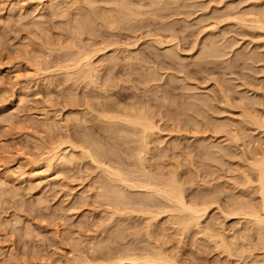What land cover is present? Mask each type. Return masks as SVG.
I'll return each mask as SVG.
<instances>
[{
    "label": "rangeland",
    "instance_id": "374dc122",
    "mask_svg": "<svg viewBox=\"0 0 264 264\" xmlns=\"http://www.w3.org/2000/svg\"><path fill=\"white\" fill-rule=\"evenodd\" d=\"M77 1L78 0H0V264H79L77 260L81 262L89 260V262H87L88 264H97V261L100 263L105 261L107 264L110 260L111 263L115 258L119 260V254L117 252L124 251L123 253H126L125 251H127V248L129 249L130 245L132 246L131 248L134 247L135 250L137 249L138 251H134L135 253L130 252L129 257L131 258L135 255L134 259L136 260L137 256V261L140 257H143L144 254L141 253L142 251L144 253L149 251L151 253L149 254L152 256L159 249L158 251H161V254H164L165 252L164 256L174 257V259L170 257V260H173V262L176 260L175 262L178 264H257L258 259L260 262L262 260L263 252H260V250L256 251L257 249L253 250L254 247L252 246L254 243L253 241L258 242L259 240V236H257L259 235L258 231L260 232L259 227L254 225L252 220L243 218V216L233 217L230 215V210L228 213V210L226 209L232 207L233 204L231 205V203L236 202L233 201L235 198L241 200V198L238 197H242L243 194L246 195H243L242 200L248 199V204L251 205L254 201L258 202L256 200L258 199V196H256L258 195V192H254V190L257 191V184H254L256 183V177L254 176L255 171L251 170L252 167L249 164L252 161H249V163L248 160H253L251 159V156L253 158L254 154L257 153L256 150L260 151L259 148L264 150V30H258V28L250 29L252 27L250 23L245 24L248 26L250 25V27H244V25L241 26L240 24H242L241 20L243 17L251 18L254 15L259 16V13L260 16L258 18L261 17L260 19H262L264 16V1L262 0L260 3L259 0H199V2L197 0L196 2L189 0L191 2L188 3V0H178L179 2L177 0H175L177 2H174L173 0L170 1V3L167 2L168 0H157L155 5L157 7L159 4L158 9L153 5L156 0H153L154 2L151 0L153 4L150 3V0H131L133 4L128 0L130 5H133V7L136 6L134 11H137L138 8L139 14L142 10L146 12V14H154L153 12L156 10V13L159 10L162 11V13L159 12L158 15L163 14L160 16L163 19H160L156 13L154 14L156 17L152 15L155 19L157 18V21L151 17V14H149L150 16L147 15L144 17V12L141 16H143L145 20H143L142 17L139 19L135 17L134 21L137 19L139 21L142 18L140 22L143 21V23H139L138 21H133L132 23L130 21L129 23L128 21L127 23L125 21L123 22L118 18L120 17V14L119 16L118 14L116 15L118 16L116 19L115 14L118 10L119 12L121 11V8H118L121 4L120 1L123 2V0H119V3L115 0L118 5L115 2H112L114 0ZM88 1L89 3L91 2V4H89ZM125 3H127V0ZM161 3H164V5ZM262 3L263 7L261 5ZM177 5L178 7H176ZM187 5L189 8H187ZM113 6L118 8H113ZM122 6L127 8L128 5L124 4ZM129 7L133 10V7ZM165 7L167 8L165 9ZM112 8L117 10L116 13L114 10L111 11ZM167 9L170 10L169 14ZM78 10L80 12L81 10L83 11L81 12L83 13L82 16L79 15L81 13ZM106 10H108L109 14L114 13L111 15L113 21L115 17V23H117V20H120V22L117 24L114 23L115 25L112 24L113 27L109 25L110 23L108 24L107 22L109 15L106 16L108 13ZM101 11H103V13ZM175 11L176 13H174ZM87 13L88 15H90V13L91 15L93 14L92 16H95L98 19L96 22L99 25H95L97 23L92 24V21H94L93 18L95 17H91V15L90 17L92 21L90 20V25V22L84 19L86 17L83 18ZM166 13L170 16L168 17L167 15V17H165ZM179 13L182 15L177 16L180 15ZM88 15L86 19H90V17L88 18ZM236 15L241 16H237L238 18H236ZM232 16H235L238 20L241 19V23H239L238 20H235V18L231 19ZM151 18H153V20ZM166 18H169V21L168 19L164 21ZM171 18L173 21H171ZM105 20L107 21L105 22ZM112 20H110V22H113ZM85 21L87 23L89 22L88 24L91 26L88 29V24L86 23L87 25H85V28L88 29H86L88 32L84 30L85 28H82L81 26L78 27V25H82L81 23H84ZM162 21H164V23H162ZM136 22L139 24H136ZM169 22H172V25H170ZM92 25L97 27L95 28ZM107 26H109V28ZM171 27H173V29ZM79 28L84 30L82 31V34L80 31L81 29L79 30ZM110 28L112 30H109ZM169 28H171V30ZM117 29H120L121 31H118ZM171 34H173L171 37H173L174 40L176 38L175 36L179 39L177 38L173 41L169 36ZM165 35L169 38L167 39ZM77 37H80L81 39ZM73 38L81 40L83 45H81L82 43L80 44L79 40L77 41L76 39L74 44L79 45L78 47L80 48L72 47L74 50L70 48L69 46L72 45L71 42H74ZM157 39L158 41L162 40L161 45H157V43L160 44V42H156ZM170 39L173 43H171L172 41ZM105 40L108 45L111 44V48L100 52L101 54L98 53L100 56L97 54V58H94L96 63L95 60H93L96 68H99L98 70H100L101 73H110L111 75L106 74V78H102V80L100 79V76L103 75L102 77H104L105 74L101 75L100 72L98 73L100 76L97 74L99 81H97L98 84L96 83V86H94L95 89H97L96 92L92 86L94 84H91L89 88L88 81H78L82 79L85 80L84 77H81L83 76L81 73H76L77 77H75L76 74L71 72H67L70 76L68 74L66 75V70H61V74L59 70V72L57 71L56 68L60 65L65 66V63H61L60 61L67 59L65 58V53L68 52L67 57L70 55L69 52H72L73 57H77L78 53H80L79 51H81H78L77 49H83L85 47L86 50L90 51V46H95L94 49L98 48V46L102 44L101 42L105 43ZM94 41L98 42L96 44L97 47L95 45L96 42ZM114 41H117V43ZM112 44H114V46ZM214 44L217 48L214 47ZM117 46L120 47L119 51V47ZM68 47L71 51L70 49H66ZM100 47V49H102L104 46L102 45ZM214 48L217 49L216 52ZM172 50L174 52H172ZM76 51L78 53H75L76 55L74 56L73 53ZM113 56L114 58L112 59L118 61L117 66L115 64L116 61L111 60L114 61V63L109 61ZM108 57L109 60H107ZM125 59L127 61H124ZM58 61L61 64H57L59 63ZM108 62L112 64H109ZM126 62L128 65L129 63L131 65L126 67ZM108 64L110 67L108 66L109 68L107 70ZM113 64L116 66V71ZM53 65L58 66L55 68ZM112 67L114 72L117 73H113ZM104 70H106V72ZM128 71L132 72L130 73ZM151 74H153V76ZM107 75L109 77L112 76L111 78L115 77L117 80L118 78H124L123 81L125 80V77H127L124 81L125 84H127L126 82L128 78L130 79V77H128L129 75L132 76L131 78L136 79V81L132 79L133 82L130 83L131 85H129V83L123 85L120 81V84H118L119 90L115 89L113 95H108V97H110L109 99L114 102L113 103L102 93L103 90L107 88L105 86H109L105 85V83L107 84V82L110 81L108 84H112L111 82L115 80H109ZM143 75L145 80L142 77ZM79 77L82 79H78ZM73 79L75 80V83L72 81ZM154 79L157 82L155 84L152 83L155 81ZM158 79L159 81H157ZM105 80L107 82H105ZM101 81H104L105 83L103 82V84ZM116 83L119 82L116 81ZM133 85H135V89ZM121 86L122 88H120ZM157 87H159V91L157 90ZM115 92H117L116 95ZM88 95H90L92 99L94 96L98 97L97 99L94 97L95 101L92 102L93 100L88 97ZM113 96L116 97L114 98ZM87 98L91 101L88 102ZM105 98H107V101H105L106 103H103V101L106 100ZM148 98H151V100ZM137 99H139V101H137ZM164 100L166 101L165 103H163ZM108 101L109 103H107ZM140 101H143L142 103L144 104L140 103ZM148 101L150 102L148 103ZM128 102H133L131 106L136 105L135 102H137L138 106L140 103V105L142 104L141 106H145V108H143L145 110H147L146 105L149 104V107L151 106L152 108H154V106L156 108L158 105V109L156 108L158 111L163 112L164 109L165 112L167 111L166 113L163 112L166 114L163 118L162 116H164V114L162 113L163 115H161V113L157 110L155 111L154 108L153 111L161 116H156L155 118V113L152 114L148 107L151 116L154 115L152 118L155 120H153L154 124L159 126V129L158 126H156L158 131H155V134L161 135V137L160 135H156L154 138H152L153 136L151 137L152 140L150 141L153 143L159 142L154 144V146L151 145V142L149 143V139L147 140L150 144L149 147L152 146L149 150L151 148L154 149H151L152 153L149 151V155L147 154L148 152L145 153L148 155L146 158L143 157L146 163H143V159L139 160L145 165L142 166L143 164H141L142 167L152 170L150 171L151 174H157L155 176L149 173V175L153 176L152 178L155 179H159V177L162 176L160 177L161 180H159L162 181L169 178L171 174L174 175L173 172L175 171V174L179 175L177 177L174 175L177 180L178 178H180L179 180L183 179L181 181L182 185L183 182L187 181V183L185 182L186 184L184 183L185 186L183 185V189H185L184 197L188 198L186 200L187 203L189 202V204H192L195 199V203L198 201V204L194 203L195 205L193 204V206L200 205V207H202V202L204 200L208 201L206 198L209 197H213L210 200H216L214 197H219L216 200L218 202L221 198V201L219 203L217 202L220 206L219 209L217 207L218 205H211L212 209H209L207 215L203 216L204 219H200V224H194L195 228L193 224L189 226L194 229L189 227L186 229L184 225L180 227L183 222L180 223L181 221H179V218L185 219L182 215H186V213L180 214L181 216L179 218V215H177L178 212L173 214L172 211H169L168 213L166 208L169 209L170 206L174 208L172 203L169 204V206L166 201L167 199H163L164 197L162 198V196L158 194L157 195L160 198L158 197L157 199V197H155L157 195H154V191L152 190L149 191L147 189L146 191L145 189L141 190L139 188L140 191H138V188H136L135 192V189L131 188V190H134V195L136 193L139 194L138 199L140 202L135 198L138 195H132L131 190H129L131 193L128 197L132 203L136 200V208L138 210L141 206V208H143L145 204H147L146 208L144 206L145 209L150 208V203L151 206L153 205V208L156 204L154 210H156V208L157 210L162 208V211L165 209L166 211L164 214L161 210V212L156 211L157 214L160 215L159 220L155 216L156 212L152 208L153 211L150 210L154 213H149V210L148 213L145 212V215L151 214L152 217L150 215L149 217L147 215L144 216L142 212H140L143 214H141L142 216L136 214L139 212H136L135 214L133 212L128 213L131 211H128L127 214H118V212L120 213L122 211L118 210L117 212L115 210L118 208L123 209L124 206L127 204L129 205V203H125L126 205L124 202L121 203L122 200H120V198L118 199L116 194L114 195L113 193V198L110 197L111 193L110 196L104 198V194L108 193L109 195V192L107 191L111 185L114 186L117 185V183L114 182L115 179H113V181L111 180L112 178L109 174V177L107 176V179H109L107 180L105 177L107 171L102 169L106 167H98L99 165H95V162H92L90 157L83 156L87 154L86 152H82L79 145H81V141H84L88 136L92 137L91 135H93L94 132L92 134L91 131H95V135L93 136L96 138L93 139L97 142L103 140L102 142L106 145V142L108 143L107 140L109 135L107 133L105 135L103 126H106V124L103 123H107V121L102 123L104 120H101V117L97 116L100 115V109H102L103 106L111 105L130 106ZM168 103H170V105ZM205 103H207V105H205ZM87 105H89L90 109L91 106L94 105V109L92 108L89 110ZM162 105L165 106V108ZM176 110L179 113H177ZM197 110L199 112H197ZM171 111H173V113ZM188 112L190 114L194 113L195 115H189ZM168 113H170V115ZM177 114L179 115L178 117L176 116ZM97 117H100L98 120L100 119L101 122L97 120ZM159 117L165 120L163 121V119L161 120ZM67 118L70 120L68 121ZM169 118L171 119L169 120ZM66 122L69 123L66 124ZM99 123H102V126ZM98 126L103 128L99 127L98 129ZM86 132L87 136H85ZM88 132L91 133V135ZM101 132H104V138L102 137ZM96 134H99V136ZM66 135L67 137H72L71 141L69 140L68 142H72L71 144L76 145V147L79 146L80 150H78L79 148L75 150L71 149V144H67L66 147H63L64 149H67V152L69 151L68 148L70 149L68 154L66 152V162L64 160L59 161L58 163H54L56 164V166H53L54 168L48 167L47 162L52 158V153L51 151L49 152V150L54 148L52 147L53 143L56 144V142L59 141L57 138L60 139L61 137L62 139L65 137L64 140H68L69 138L66 139ZM79 136L82 137V140ZM105 136H107L106 140ZM234 136H239L240 141L238 142L239 138L237 137V140ZM117 137L120 138L121 136L118 135ZM117 137H115L114 140H116ZM119 138L116 141L109 139V143L111 140L112 143L106 145L108 147L111 145H120L118 148L115 146L110 148L112 150L115 147L114 152H118V154L113 153V156L111 154L109 155L112 156L111 159H114V162H116L114 164L111 163L115 166L113 167L111 165V167L115 169L118 168L117 170H119L121 164L124 163V158L126 159L125 162L128 161V164H131V168L133 169L127 164V167L124 166L126 167V170H124V164H122L121 169H123L120 171H125V173H127V171L130 173L131 170L136 171L134 169V166H137L136 164H138L137 167L139 171L143 170L144 168H141L140 170L139 161V163H134L135 160H138L134 159V154L139 151V148L137 151L135 150L138 146H136V143H133V141H135L133 140L134 137L124 136V139L121 137V140H119ZM127 138L130 141H128ZM153 139L156 142H154ZM117 141L119 142L116 143ZM125 141L129 143V145L127 144L128 146L124 145V143H126ZM102 142H100V144ZM130 142L131 144H134V146L131 145ZM55 144L54 146H56ZM58 144L59 143H57V145ZM202 145L203 147H201ZM220 146H222L223 149ZM229 146L231 148H229L230 151L228 149L226 150ZM108 147L107 149H109ZM119 147L121 149H119ZM124 147L128 148L126 149ZM55 148H57V146ZM116 148L117 150H122V153L117 151ZM214 149L217 150L215 151ZM127 150L134 155L132 156L133 161H130L132 159V154L127 153ZM133 150L136 152L134 153ZM218 150H222L223 152L219 151L221 152L219 153ZM48 152L51 155H49ZM111 152H113V150ZM150 153L153 155H150ZM145 154L144 156H147ZM224 154L227 156H224ZM118 155L120 156L118 157ZM208 155L212 156V161L211 157ZM115 157H118L119 159ZM120 157L122 159H120ZM151 157L153 159H151ZM192 157L195 158L193 159ZM116 159L120 160V162ZM209 159L211 164H208L210 163V161H208ZM179 162L180 164L182 163L180 169L177 166L179 165ZM188 162H191L190 164L192 165ZM118 163L119 165L117 166ZM249 166L251 167L250 169ZM195 167L198 169L197 171L194 169ZM148 170L147 172H149ZM247 170L249 174L251 170L254 175H249L247 172H244ZM103 171L106 174L103 173ZM170 171L173 172L168 174ZM197 172L201 173L197 176ZM133 173L138 177H142V174L139 175L141 172ZM243 173H245L246 176L252 177L253 180L255 179L253 185H249L247 182L245 183L247 179L243 176ZM130 174L132 177V173ZM130 174L125 175L129 176ZM135 174L133 175L136 176ZM158 174L159 177H157ZM165 174L168 175L164 176ZM102 176L107 182H110V184L104 183L106 180L98 183L99 181L104 180ZM151 176L149 177L151 178ZM189 177L193 181H191ZM195 177L198 178V181L201 179L200 183ZM204 178L205 181L203 180ZM137 179L141 180V178ZM244 179L246 180L243 181ZM202 180L206 183H202ZM111 181L113 183H111ZM190 182H192V184L193 182L196 183H194L192 187ZM238 182H241L243 187L240 183L238 184ZM100 184L102 185V188ZM122 184L123 183L120 184L119 182L118 186H114V188L117 187V189H121V187L123 188L127 186L125 183V185ZM243 184H245V187ZM107 185H109V188ZM103 188H107V191L103 190ZM127 188L121 190L127 192ZM244 188H249V190H245ZM250 189L253 194L256 193L254 196H252L253 194L250 192ZM129 191L127 193L128 195ZM102 192L107 193L102 194ZM250 194H252V197ZM144 196L149 198L146 199V197L145 200H143ZM153 196L155 197L154 202ZM109 197L110 199L112 198V201H109ZM131 197L135 199H132ZM254 197L257 198L255 199ZM125 198L122 199L126 200ZM115 201L120 202L121 206L122 204L123 206L121 207L120 203H117L119 207H115L114 204H111L112 209L115 207V209L112 210L109 208V204L113 202L116 205ZM244 202H246V200ZM255 203H253V206ZM131 204L129 206L132 208L136 205L133 203V207ZM158 205L159 207H157ZM164 205H167V207L164 208ZM255 205L257 206L258 203ZM172 207H170L169 210H171ZM220 208L221 211H219ZM114 211L117 212V215L114 214ZM112 214L114 215L112 216ZM152 214H154L155 217ZM227 214L229 215L227 216ZM175 215L177 217L176 219H174ZM150 218H152V220L156 219L155 223H151L152 225L149 223L152 221ZM123 219L126 220V222ZM147 221L150 224V229L153 228L152 231L149 229V231L145 233H148L153 239L152 237V240L149 239L152 242L147 243L150 247L148 246L146 250L143 249L147 246L143 240L144 238L147 239L148 234L146 236H142L141 234L145 235V233L142 232H144L146 228L145 226L148 228V224L145 225ZM126 225L128 227H126ZM142 227L145 228L143 229ZM147 228L146 230H148ZM183 228L187 231L183 230ZM157 229H160L161 231L157 232ZM153 230L155 236L152 235ZM216 230H221L226 234L225 236L221 232L226 238L224 239L226 241L225 245H228V248L226 249L232 251L233 248L234 251V245L236 243V246H238L237 248L242 245V248L245 249V251L243 249L241 250L245 253L237 248L232 254L230 251V253L226 252L227 250H224L225 245L223 246L224 249L221 248L223 245V243H221L222 240L218 239V235L215 236V233H217ZM137 232L141 234L139 235ZM135 234L136 237L137 235L142 237L139 239L135 238V240H137V245L132 237L133 235L135 236ZM130 237L132 239H129ZM124 239L130 243L129 247L126 245L127 242H125ZM140 239H142L141 242H139ZM146 239L145 241H147ZM117 241L120 243H117ZM97 242L99 243V246L104 242L103 244L107 247L109 246L112 250L109 252V249L104 245H102V248L99 247L100 249L97 248L99 251L96 250V247H98V245H96ZM105 242L107 243L105 244ZM133 242H135V244ZM139 243H141V247H139ZM122 244H124L123 246H126L122 247ZM247 244L249 245L247 246ZM135 245L137 247H135ZM251 246L253 249H251ZM254 246H256L255 243ZM248 247H251L250 249L253 250V252L249 251L250 249ZM149 248L155 249V251ZM246 248L249 250L247 251ZM130 250L131 249H129V251ZM157 252L156 254H159V252ZM119 253L120 255L123 254L122 252ZM106 254L107 256H105ZM108 254H110L109 258ZM112 254H118V256L115 257V255ZM138 255L140 256L138 257ZM144 256L146 258V254ZM147 256L149 255L147 254ZM80 257H83L81 258L82 260ZM145 258L143 257L141 260L144 261ZM114 261L112 263H114ZM81 262L80 264H85V262ZM128 262L129 261L127 260L126 262H123V264H135L133 262L130 263L131 261Z\"/></svg>",
    "mask_w": 264,
    "mask_h": 264
},
{
    "label": "bare ground",
    "instance_id": "6f19581e",
    "mask_svg": "<svg viewBox=\"0 0 264 264\" xmlns=\"http://www.w3.org/2000/svg\"><path fill=\"white\" fill-rule=\"evenodd\" d=\"M79 1H80V0H78L77 2H79ZM94 1H96V0H94ZM106 1H107V0H106ZM108 1H109V0H108ZM116 1H117V3H119V0H116ZM116 1L114 0V1H112V2H115V3H116ZM125 1H126V0H123V2H122V1H120V2H121V4L124 3V4L128 5L127 8H126L125 6H122V5H124V4H122V5L120 4L121 6L119 5V8H118V7H115V6H117L118 4L116 3L117 5H115V3H113V4L115 5V6H113V8H114V7H115V8H118V9L121 8V11L119 12V10H118L119 13H118V12L116 13L117 10H116V9L114 10L113 8L111 9V11H112V10L115 11V13H116V14H115L116 19H117V17H118L119 14H120V17H118V18H119L120 20H122L123 22L125 21L126 23H127V21H128V23H129V21L132 23V22L134 21L135 17H137V18L139 19L140 17L143 18V16H144V17L147 16V15L150 16L149 14H151V17H153L154 14H155L156 11H157V10L154 8V9L156 10V11L153 12L154 14H152V13H147V14H146V12H144L143 10L140 11V14H139V10H138V8H137V11L135 10V11H136V12H135L134 9H136V8H135L136 6L133 7V5H130V2L133 4V2H132L131 0H129L130 2L127 0V3L129 2L128 4L125 3ZM134 1H135V0H134ZM143 1H145V0H143ZM150 1H151V0H150ZM152 1H153V0H152ZM152 1H151L150 3H152ZM163 1H167V0H163ZM170 1H173V0H168L167 2H170ZM177 1H178V0H177ZM177 1L174 0V2H177ZM186 1H187V0H186ZM188 1H189V0H188ZM197 1L199 2V0H197ZM261 1H262V0H259L260 3H261ZM263 1H264V0H263ZM103 2H105V1H103ZM110 2H111V1H110ZM153 2H154V1H153ZM156 2H157V0L154 2V4H153V3H152V4L155 5ZM178 2H179V1H178ZM190 2H191V1H189L188 3H190ZM193 2H196V0H195V1L193 0ZM257 2H258V1H257ZM88 3H89V1H88ZM94 3H96V2H94ZM94 3H93V4H94ZM141 3H142V1H141ZM158 3H159V2H158ZM158 3H157V4H158ZM170 3H171V2H170ZM182 3H184V2H182ZM186 3H187V2H186ZM252 3H253V2H252ZM260 3H259V4H260ZM263 3H264V2H263ZM263 3L261 4L262 7H263ZM89 4H91V2H90ZM143 4H144V3H143ZM161 4L164 5V3H161ZM161 4H160V5H161ZM176 4H178V3H176ZM194 4H195V3H194ZM134 5H137V4H134ZM144 5H145V4H144ZM158 5H159V4H158ZM158 5H157V7H156V5H155V7L158 8ZM165 5H166V4H165ZM252 5H253V4H252ZM254 5H255V2H254ZM129 6L133 7V10H131L132 8L130 9ZM146 6H148V5H146ZM149 6H150V5H149ZM161 6H162V5H161ZM161 6H160V8L162 9ZM190 6H191V5H190ZM257 6H258V5H257ZM257 6H256V7H257ZM150 7H151V6H150ZM163 7H164V6H163ZM167 7H168V6H167ZM167 7H165V9H166ZM169 7H170V6H169ZM176 7H178V5H177ZM253 7H254V6H253ZM259 7H260V6H259ZM122 8H123V9H122ZM170 8H171V7H170ZM187 8H189L188 5H187ZM196 8H197V7H196ZM200 8H201V7H200ZM200 8H199V9H200ZM141 9H142V8H141ZM141 9H140V10H141ZM151 9H152V7H151ZM158 9H159V8H158ZM165 9H163V10H165ZM171 9L174 10L173 8H171ZM176 9H178V8H176ZM194 9H195V8H194ZM246 9H247V8H246ZM82 10H83V9H82ZM82 10H81V12L84 11V10H83V11H82ZM108 10H109V9H108ZM108 10H106V11L108 12ZM178 10H179V9H178ZM261 10H262V9H261ZM78 11H79V10H78ZM106 11H105V12H106ZM150 11H152V10H150ZM167 11H168V14H169V11H170V10L167 9ZM167 11H166V12H167ZM259 11H260V10H259ZM79 12H80V11H79ZM79 12H78V14H79ZM81 12H80V13H81ZM101 12L103 13V11H101ZM105 12H104V13H105ZM143 12H144L146 15H145V14L143 15V14H142ZM148 12H149V10H148ZM159 12L162 13V11L159 10L156 14L158 15ZM164 12H165V11H164ZM164 12H163V13H164ZM181 12H183V11H181ZM185 12H186V11H185ZM234 12H235V11H234ZM234 12H233V14H234ZM240 12H242V11H240ZM240 12H239V13H240ZM257 12H258V11H257ZM84 13H85V12H84ZM102 13H101V14H102ZM110 13H111V12H110ZM174 13H176V11H175ZM177 13H178V12H177ZM191 13H192V12H191ZM196 13H197V12H196ZM235 13H236V12H235ZM255 13H256V12H255ZM82 14H83V13H81V14H79V15L82 16ZM105 14H106V13H105ZM111 14H114V13H111ZM111 14H109V12L107 13L106 16L109 15V18H107L108 21L105 20V22L107 21L108 24L110 23L109 25H111V26L113 27L112 24H114L116 20H115V17H114V21L112 20L113 18H112V15H111ZM117 14H118V16H116ZM168 14L166 13V16H165V17H167ZM179 14H180V13H179ZM229 14H230V13H229ZM233 14H232V15H233ZM87 15H88V13H87ZM87 15H86V16L84 15L83 18H84V17L87 18ZM90 15H91V13H90ZM90 15H88V18L90 17ZM92 15H93V14H92ZM92 15H91V17H95V16H92ZM102 15H103V14H102ZM102 15H101V16H102ZM141 15H143V16H141ZM152 15H153V16H152ZM162 15H163V14H162ZM162 15H161V14L158 15V17H159L160 19H163V18L160 17V16H162ZM171 15H172V14H171ZM176 15H177V14H176ZM181 15H182V14L177 15V16H181ZM246 15H247V13H246ZM251 15H252V14H251ZM253 15H254V14H253ZM103 16L106 17L105 15H103ZM103 16H102V17H103ZM169 16H170V15H168V17H169ZM173 16L176 17L175 15H173ZM192 16H193V15H192ZM227 16H228V15H227ZM237 16L240 17L241 15H236V18H238ZM243 16H244V15H243ZM259 16H260V13H259ZM259 16H258V15H257V16L254 15V16H252L251 18H244V17H243L242 20L240 19V20L242 21V24H240V25H241V26L244 25V27H245V26H248V25H245V24H247V23L249 24V23H250V25L252 26L250 29H254V28L257 29V28H258V30H264V18H263L264 16L262 15V16H263L262 19H260L261 17L258 18ZM91 17H90V19H86V18H84L86 21L88 20V21L90 22V23L88 22L90 25H91V21H92ZM154 17H156V16H154ZM154 17H153V18H154ZM174 17H173V18H174ZM245 17H246V16H245ZM95 18H96V17H95ZM95 18H93L94 21H92V24L97 23L96 21H97L98 19L96 18V20H95ZM98 18H99V17H98ZM110 18H111V19H110ZM137 18H136V19H137ZM142 18H141L140 20H142ZM153 18H151V19L153 20ZM233 18H235V16H234V17L232 16L231 19H233ZM236 18H235V20H238V19H236ZM138 19L135 20V21H138ZM147 19H148V18H147ZM156 19H157V18H156ZM156 19L154 18V20H156ZM167 19H168V21H169V18H166L164 21H166ZM231 19H230V20H231ZM90 20H91V21H90ZM110 20H112L113 22H110ZM120 20H119V21L117 20V23H119ZM131 20H132V21H131ZM140 20H139L138 22H139V23H141V22L143 23V21L140 22ZM143 20H145V18H143ZM235 20H234V21H235ZM240 20H238L239 23H241ZM86 21L84 22L85 24L79 22V23H81L82 25H78V27L81 26L82 28H85V25L88 24ZM135 21H134V22H135ZM156 21H157V20H156ZM164 21H162V23H164ZM168 21H167V22H168ZM171 21H173L172 18H171ZM93 22H94V23H93ZM79 23H78V24H79ZM86 23H87V24H86ZM117 23H115V24H117ZM139 23L136 22V24H139ZM169 23H170V22H169ZM171 23H172V22H171ZM171 23H170V25H172ZM89 24H88V26H87L88 29L91 27V26H89ZM115 24H114V25H115ZM120 24H121V23H120ZM133 24H135V23H133ZM165 24H166V22H165ZM165 24H164V25H165ZM174 24H176V23H174ZM95 25H99V24L97 23V24H95ZM95 25H92V26L96 28L97 26H95ZM250 25H249L248 27H250ZM116 26H118V25H116ZM93 27H92V28H93ZM107 27L109 28V26H107ZM112 27H111V28H112ZM119 27H120V25H119ZM121 27H122V25H121ZM146 27H147V26H146ZM146 27H145V28H146ZM95 28H93V29H95ZM111 28H110L109 30H112V29H113V28H112V29H111ZM115 28H118V27H115ZM142 28H143V26H142ZM171 28L173 29V27H171ZM171 28H169V29L171 30ZM214 28H215V26H214ZM80 29H81V28H79V30H80ZM86 29H87V28H85L84 30H85L86 32H88V31H87L88 29H87V30H86ZM84 30H83V29L80 30V31H81V34H82V31H84ZM113 30H114V29H113ZM115 30H116V29H115ZM117 30H118V29H117ZM91 31H92V30H91ZM118 31H121V30L119 29ZM118 31H117V32H118ZM172 31H173V30H172ZM84 34H86V33H84ZM84 34H83V35H84ZM168 34H169V33H168ZM79 35H80V33H79ZM174 35H175V34H174ZM74 36H76V35H74ZM74 36H73V37H74ZM165 36H166V35H165ZM165 36H164V37H165ZM169 36H170V38L173 39V37H171V36H173V34H171V35H169ZM178 36H179V35H178ZM80 37H81V35H80ZM80 37H77V38L81 39ZM159 37H160V36H159ZM161 37H162V36H161ZM166 37H167V36H166ZM175 37H176V38H175V40H176L178 37H177V36H175ZM77 38H76V39H77ZM168 38H169V37H167V39H168ZM76 39L73 38V41H74V42H73V43L71 42L72 45L76 42ZM79 39H77V41H78ZM163 39H164V38H163ZM167 39H166V40H167ZM178 39H179V38H178ZM101 40H102V39H101ZM159 40H160V39H159ZM170 40H171V39H170ZM175 40L173 39V41H175ZM102 41H104V40H102ZM161 41H162V40L158 41V39H157L156 42H160V44L157 43V45H161ZM171 41H172V40H171ZM173 41H172L171 43H173ZM94 42H96V41H94ZM109 42H110V41H109ZM114 42L117 43V41H114ZM79 43H80V44L82 43L81 45H83V42H81V40H79ZM79 43H78V44H79ZM91 43H92V42H91ZM97 43H98V42H96L95 45H96ZM99 43H100V42H99ZM101 43H102V44H101ZM101 43H100L101 45H99L98 48H95V49H94L95 46H94V47L90 46L91 49L93 48L92 50L90 49V51H89V50H86L85 47H84L83 49H77V48H76L78 51L81 50V51H79L80 53H78L77 51L73 53L74 56L76 55L75 53H78L77 57H76V56L73 57L72 52H69L70 55H69V57H67V56H68V54H67L68 52H67V53L64 54V55H65V58H67V59H63V58H62L63 60H60L61 63H62V62L65 63V66L60 65L61 67L59 66V67H58L59 69L56 68L58 65H57V66L53 65V66H55V68L57 69V71H58V70L60 71V74H61V70H66V75H67L69 72H71V73H73V74L81 73V74L83 75V76H81V77H84L85 80H83L81 77H79L78 79L81 78L82 80H78V79H77V80H78V81H84V82L88 81V84H89L88 87L90 88L91 84H94V85H92V86H93V88L95 89L94 86H96L97 81H99L97 74H98L99 72H100L101 75H102V74H105L104 77H102L103 75L100 76V75L98 74V75L101 77L100 79H102V78H106L105 76H106V74H108V73H101V71L98 70L99 68L97 69L96 66H95L96 60H95L94 58H97V56L99 55L98 53H100V52H102V51H105V50H107L108 48H109V49L111 48V46H110L111 44L108 45V44L106 43V40H105V43H104V42H101ZM112 43H113V42H112ZM116 43H115V45H116ZM154 43H155V42H154ZM154 43H153V44H154ZM162 43H163V42H162ZM71 44H69V45H71ZM76 44H77V43H76ZM88 44H89V43H88ZM129 44H130V43H129ZM155 44H156V43H155ZM155 44H154V45H155ZM169 44H170V43H169ZM69 45H68V46H69ZM72 45L69 46V47H70V48H72V47L75 48V47H78V46H79V45H75V44H74L73 46H72ZM93 45H94V43H93ZM102 45H103L104 47H103L102 49H100V48H101L100 46H102ZM112 45L114 46V44H112ZM131 45H132V44H131ZM163 45H164V43H163ZM214 45H215V44H214ZM214 45H213V46H214ZM113 46H112V47H113ZM123 46H125V45H123ZM126 46H127V45H126ZM136 46H137V44H136ZM213 46H212V48H213ZM69 47L66 48V49H70ZM96 47H97V45H96ZM117 47H119V46H117ZM214 47L217 48L216 45H215ZM73 48H72V49H73ZM78 48H80V47H78ZM81 48H82V47H81ZM121 48H122V46H121ZM124 48H125V47H124ZM127 48H128V47H127ZM127 48H126V49H127ZM215 48H214V49H215ZM64 49H65V47H64ZM76 49H75V50H76ZM87 49H88V48H87ZM117 49H118V48H117ZM117 49H116V50H117ZM171 49H172V48H171ZM73 50H74V49H73ZM114 50H115V49H114ZM119 50H120V47H119L118 51H119ZM173 50H174V49H173ZM173 50H172V52L175 51V50H174V51H173ZM211 50H213V49H211ZM70 51H71V49H70ZM216 51H217V49H215V52H216ZM114 52H115V51H114ZM137 52H138V51H137ZM66 54H67V55H66ZM97 54H98V55H97ZM100 54H101V53H100ZM213 54H217V53H213ZM213 54H212V55H213ZM64 55H62V56H64ZM71 55H72V56H71ZM96 55H97V56H96ZM103 55H105V54H103ZM172 55H173V54H172ZM99 56H100V55H99ZM108 56H109V55H108ZM114 56L117 57L116 55H114ZM114 56L111 57L110 60H109V57H108L107 60H109L110 62L114 63V61H116V60L112 59V58H114ZM173 56H175V55H173ZM173 56H171V57H173ZM101 57H102V55H101ZM99 58H100V57H99ZM103 58H104V56H103ZM106 58H107V56H106ZM129 58H130V57H129ZM131 58H132V57H131ZM133 58H134V57H133ZM136 58H137V57H136ZM93 59L95 60V63H94V60H93ZM139 59H140V58H139ZM141 59H142V58H141ZM64 60H65V61H64ZM98 60H99V59H98ZM111 60H114V61H111ZM131 60H132V59H131ZM133 60H135V59H133ZM124 61H127V60L125 59ZM58 62H59V61H58ZM106 62H107V61H106ZM129 62H130V61H129ZM61 63L59 62V63H57V64H61ZM108 63H109V62H108ZM112 63H109V64H112ZM117 63H118V61L115 62L116 66H117ZM124 63H125V62H124ZM109 64L107 65V70H108V68L110 67ZM126 64H127L126 67H129V65H131L130 63H129V65H128L127 62H126ZM198 64H199V63H198ZM96 65H97V64H96ZM124 65H125V64H124ZM108 66H109V67H108ZM113 66H114V64H113ZM116 66H114V69L116 68ZM118 66H119V65H118ZM132 66H133V65H132ZM124 68H125V67H124ZM112 69H113V67H112ZM112 69H111V70H112ZM114 69H113V73H117V72H114ZM126 69H127V68H126ZM41 70H42V69H41ZM97 70H98V71H97ZM59 71H58V72H59ZM104 71L106 72V70H104ZM115 71H116V69H115ZM63 72H64V71H63ZM67 72H68V73H67ZM108 72H111V71H108ZM128 72L131 73L132 71H128ZM134 72H135V71H134ZM56 73H57V72H56ZM148 73H149V72H148ZM58 74H59V73H58ZM77 74L75 75V77H77ZM109 74H110V73H109ZM109 74H108V75H109ZM132 74H134V73H132ZM68 75H69V74H68ZM108 75H107V78L109 77ZM110 75H111V74H110ZM112 75H113V74H112ZM130 75H131V74H130ZM130 75L128 76V77H130V79L128 78V80H127V82H126L127 84L129 83V85H131L130 83L133 82V80L136 81V79L131 78L132 76H130ZM141 75H142V74H141ZM144 75H145V74H144ZM144 75L142 76L143 79H144ZM151 75L153 76V74H151ZM69 76H70V75H69ZM79 76H80V75H79ZM126 76H127V75H126ZM111 77H112V76H111ZM111 77H109V80H110V79H113V80L115 79L114 81L111 82L112 84L114 83L113 85H112V84H108V83H110V81H109L108 79H107V80H108L109 82H107V81L105 80V82H107V84H106L104 81H101L102 83L104 82L105 85H109V86H110V87H109V86H105V87H107V88L104 89L103 92H102L103 95H104V96H107V97H108L109 94H112V95H113V94H114L113 92L115 91V89H118V88H119V85H118V84H120V81H121V83L124 85V84H125L124 81L127 79V77H125V80L123 81L124 78H123V79H120V78H118V76H117V78H118V80H117L114 76H113L114 78H111ZM140 77H141V76H140ZM142 77H141V79H142ZM145 78H146V77H145ZM147 78H148V77H147ZM132 79H133V80H132ZM75 80H76V78H75ZM75 80L73 79L72 81L75 83ZM102 80H103V79H102ZM144 80H145V79H144ZM154 80H155V79H154ZM154 80H153V81H154ZM116 81H118L119 83H116ZM157 81H159V79H158ZM76 82H77V81H76ZM123 82H124V83H123ZM104 83H103V84H104ZM146 83H147V82H146ZM152 83L155 84V83H157V82H156V80H155V81L152 82ZM152 83H151V84H152ZM88 84H87V85H88ZM97 84H98V83H97ZM122 84H121V85H122ZM127 84H125V85H127ZM134 86H135V85H133V87H134ZM108 87H109V88H108ZM159 87H160V86H159ZM159 87H157V90H158V91H159ZM96 88H98V87H96ZM120 88H122V86H121ZM125 89H126V88H125ZM134 89H135V87H134ZM146 89H147V88H146ZM160 89H161V88H160ZM96 90H97V89H95V92H96ZM118 90H119V89H118ZM148 90H149V88H148ZM116 91H117V90H116ZM125 91H126V90H125ZM93 92H94V91H93ZM97 92H99V91H97ZM111 92H112V93H111ZM149 92H150V91H149ZM116 93H117V92H115V95H116ZM118 93H119V91H118ZM97 94H98V93H97ZM97 94H94V95H97ZM94 95H92V96H94ZM98 95H99V94H98ZM109 96H110V95H109ZM135 96H136V95H135ZM162 96H163V95H162ZM162 96H161V97H162ZM88 97H90V95H88ZM94 97H95V96H94ZM94 97H93V99H92V97H90V98L93 100L92 102L95 101V100H94ZM97 97H98V96H96L95 99H97ZM113 97H114V96H113ZM113 97H112V99H113ZM115 97H116V96H115ZM115 97H114V98H115ZM163 97H164V96H163ZM102 98H104V97H102ZM109 98H110V97H108V100H109L110 102H113V101H111ZM159 98H160V97H159ZM172 98H173V97H172ZM87 99H88V102L91 101V100H89V98H87ZM105 99H106V100H104L103 103H106L105 101H107V98H105ZM116 99H117V98H116ZM146 99H147V98H146ZM148 99L151 100V98H148ZM155 99H156V98H155ZM161 99H162V98H161ZM209 99H210V98H209ZM72 100H73V99H72ZM113 100H114V99H113ZM135 100H136V99H135ZM171 100H172V99H171ZM73 101H74V100H73ZM109 101H108L107 103H109ZM115 101H117V100H115ZM137 101H139V99H137ZM146 101H147V100H146ZM146 101H145V102H146ZM118 102H119V101H118ZM122 102H123V101H122ZM125 102H126V101H125ZM125 102H124V103H125ZM142 102H143V101H142ZM142 102L140 101V103H142ZM149 102H150V101H148V103H149ZM162 102H163V101H162ZM165 102H166V101L164 100L163 103H165ZM170 102H172V101H170ZM113 103H114V102H113ZM128 103H129V102H128ZM135 103H136V105H132V106H131V104H133V102H131V103H129L130 106L126 104L127 106L122 105L123 107H122V106H113V105H111V106H103L102 109H100V111H101V112L99 113L100 115H97V116H100V117H101V120H102V119L104 120V121H102V123H103V122H106V121H107V123H103V124H106V126H105V125L103 126L104 128L101 127V126H102V123H99V124H101V126H98V129H99V127H100V128H103L104 131H105V135H106V133L109 135V136H108V140H107L108 143H109V139H113V141L118 140V138H119V137H117L118 135H120L122 138H123L124 136H125V137L131 136L132 138L134 137L133 140H135V141H133V140H132V141H133V143H136V144H137L136 146H138L135 150L137 151L138 148H139V151H138L136 154H134L136 157L132 154V152H131V153L128 152L129 150H127V153L132 154V155H131V158H132V156H134V159H138L137 161L135 160L134 163H136V162L139 163V162H140V163H139V164H140V165H139V166H140V170H141V168H144V169L141 170V171H139V170H138V167H137L138 164H136L137 166L135 167V166H134V163H133L134 169H135L136 171H134V170H131V171H130V173H132V177H131V174H130L128 171H127V173H125V171H124V172L120 171V170L123 169V168L121 169L122 164H124V165H123V167H124V166H126V165L129 163L128 161H126V162H127V163H126V162H125L126 159H124V158H123L124 163L121 164V166L119 167V168H120L119 170H117L118 168H116V169L113 168V167H115V166H113L112 164H114V163H116V162H114V159H111L112 156H113L112 154H113V153H114V154H115V153L118 154V152H114V149H115V147L118 148V146H120V145H117V146L113 145V146H115V147L112 149L113 152H111L112 150H111L110 148L113 147V146L111 145V146L108 147V146H106V145L108 144L106 141H105V142H106V145L102 142V141H103L102 139L104 138V137H103L104 132H103V133L101 132L102 134L99 133V134H101L102 137H103V138L101 137V138H102V139H101L102 141H100V142H102V143L100 144V142H97L95 139H93V138H96V137L93 136V135H95V131H91V130H89V131H91L92 134H93V132H94L93 135H91V133L88 132L92 137L88 136V137H90L89 139H87V138H88V137H87V138H86L87 140L84 139V141H81V142L83 143V145H82V143L79 142V143L83 146V147H82L81 145H79L80 148H81V150H82V152H83V153L86 152V154H87V155H83V156L90 157V160H92V162L94 161V162H95V165H99L98 167H101V168H102L103 166L106 167V168H102V169H105V170L107 171V175H105V177H106V179H107V176H108V174H109V176H111V178H112V179H111L112 181H113V179H115L114 182L117 183V185H114V186H118V183H119V182H120V184H121V183H123V184L125 183L127 186L123 187L124 190H125V188H127V187H129V188H127L128 191L131 190V188H132V189H135V192H136V188H138V191H140L139 188H140L141 190L145 189L146 191H147V189H148L149 191H150V190L154 191V195H157V194H158V195L162 196V198L164 197L163 199L166 198V199H167L166 201L168 202V205L172 203V205L174 206V208H173L172 206L169 205L170 207H172L171 210H169L170 207H169V209L166 208L168 213H169V211H172L173 214H174L175 212H178V214L176 213L177 215H179L178 218L181 216L180 214L186 213V215H185V214L182 215L185 219H183V218H182V219L179 218V221H181L180 223L183 222L181 225L177 223L178 225H180V227H182V225H184V227L187 229V228H188L189 226H191L192 224H193V226H194V224H196V225L200 224V219H204L203 216H204V215H207L208 210H209V209H212V206H216V205H218V203L221 201V198L219 199V200H220L219 202L216 201L219 197H217V198L214 197V199H216V200H210V199L213 198V197H211V198H210V197H209V198H206V199H208V201H205V200H204V201L202 202V203H203L202 207H200V205H196V206H199V207L193 206V204L196 202V201H195L196 199H195V200H193L194 203H192V204L190 203V204H191V205H190L189 202L187 203V201H186L188 198H187V197H186V198L184 197V196H185V195H184V193H185L184 190H185V189H183V185H184L185 182L187 183V181L183 182V185H182V182H181V181H182L183 179H182V180H179L180 178H178V180H179V182H178V180H177L176 177L179 176V175H176V174H175V171H174V172L172 171V172L174 173V175H176V177H175L173 174H171V176L169 175V176H170L169 178L164 179V180H162V181H159V180H161L160 177H162V176L159 177V174H158L157 177H159V179H158V178H156V179H155V178H152L153 176H151V175H155V176H156L157 174H151L150 171H152V170H148V168L142 167V166H145V165L143 164V163L145 162V159H144V158L148 157V155H149V151L151 152V149H154V148H151V149L149 150V148L152 147V146L149 147V145H150L149 143L151 142V145H153V146H154V144L159 143V142H156V141H157L156 138H155L156 141L153 139V141L156 142V143H153L152 141H150V140H152V138H154V136L156 137L157 134H155V131H158V130H157V127H156V126H158V125H155V124H154V121H155V120L152 119L154 115L151 116V113H152V114L155 113V112L153 111V109L155 108V106H154V108H152L151 106L149 107V104H147L148 106L145 104V105H146V109H147V110H145V109H143V108H145V106H141V105L144 104V103H142L141 105H140V103H139V106L137 105V102H135ZM87 104H88V103H87ZM89 104H90V103H89ZM93 104H94V103H93ZM168 104L170 105V103H168ZM200 104H201V103H200ZM200 104H199V106H200ZM91 105H92V104H91ZM103 105H104V104H103ZM115 105H117V104H115ZM150 105H151V103H150ZM193 105H194V104H193ZM205 105H207V103H205ZM205 105H204V107H205ZM87 106H88V109H89V110H91L92 108L94 109V107H93L94 105L91 106V109H90L89 105H87ZM136 106H138V107H136ZM157 106H158V105H157ZM157 106H156V108H157ZM162 106H163V105H162ZM162 106H161V107H162ZM175 106H176V105H175ZM208 106H209V103H208ZM148 107H149V110H151V113H149L150 111L148 110ZM163 107L165 108V106H163ZM196 107H197V106H196ZM151 108H152V109H151ZM156 108L154 109L155 111L158 109V108H157V109H156ZM197 108H198V107H197ZM205 108H206V107H205ZM162 109H163V108H162ZM181 109H182V108H181ZM203 109H204V108H203ZM152 111H153V112H152ZM157 111H158V110H157ZM176 111H177V110H176ZM195 111H196V109H195ZM195 111H194V112H195ZM92 112H93V111H92ZM94 112H95V111H94ZM158 112H160L161 115H163V114H164L163 112H165V109H164L163 112H161V111H158ZM166 112H167V111H166ZM166 112H165V113H166ZM168 112H169V109H168ZM171 112L173 113V111H171ZM192 112H193V111H192ZM197 112H199V111L197 110ZM96 113H97V112H96ZM162 113H163V114H162ZM177 113H179V112L177 111ZM188 113H189V112H188ZM156 114H157V113H155V116H154L155 118H156V116H157V117L160 116V115H158V114L156 115ZM168 114L170 115V113H168ZM175 114H176V113H175ZM165 115H166V114H164V116H162V117L164 118ZM172 115H173V114H172ZM189 115H195V114H194V113H193V114H190V113H189ZM176 116L178 117L179 115L177 114ZM187 116H188V114H187ZM68 117H69V116H68ZM100 117H97V120H98V118H100ZM160 117H161V116H160ZM160 117H159V118H160ZM166 117H168V116H166ZM170 117H171V116H170ZM193 117H194V116H193ZM195 117H196V116H195ZM163 118H160V119L162 120ZM171 118H172V117H171ZM171 118H169V120H170ZM166 119H168V118H166ZM176 119H179V118H176ZM196 119H197V118H196ZM64 120H65V119H64ZM64 120H63V121H64ZM67 120L69 121L70 119L67 118ZM101 120L99 119L98 121L101 122ZM153 120H154V121H153ZM164 120H165V119H163V121H164ZM194 120H195V119H194ZM198 120H199V119H198ZM65 121H66V120H65ZM98 121H97V122H98ZM189 122H190V121H189ZM193 122H194V121H193ZM68 123H69V122H68ZM68 123L66 122V124H68ZM162 123H163V122H162ZM194 123H195V122H194ZM97 124H98V123H97ZM97 124H96V125H97ZM157 124H158V123H157ZM186 124H187V123H186ZM96 125H94V126H96ZM184 125H185V124H184ZM184 125H183V126H184ZM198 125H200V124H198ZM68 126H69V125H68ZM94 126H93V127H94ZM119 126H120V128H119ZM121 127H122V128H121ZM263 127H264V126H263ZM89 129H90V128H89ZM96 129H97V128H96ZM98 129H97V130H98ZM158 129H159V126H158ZM92 130H93V129H92ZM100 131H101V129H100ZM100 131H99V132H100ZM159 131H161V130H159ZM180 132H181V131H180ZM180 132H179V133H180ZM159 133H161V132H159ZM89 134H88V135H89ZM99 134H96V135L99 136ZM116 134H117V136H116ZM121 134L124 135V136H122ZM154 134H155V135H154ZM114 135H115V136H114ZM159 135H160V134H159ZM159 135H157V136H159ZM68 136H71V135H68ZM73 136H74V135H73ZM85 136H87V132H86V135H85ZM152 136H153V137H152ZM194 136H195V135H194ZM63 137H64V136H63ZM79 137H80V136H79ZM106 137H107V136H105V140L107 139ZM115 137H117L116 140H114ZM121 137L119 138V140H121ZM151 137H152V138H151ZM160 137H161V135H160ZM162 137H163V136H162ZM237 137L239 138V140L237 139ZM64 138H65V137H64ZM64 138L61 139V137H60L61 141H60L59 138H57L61 143H60L59 141H57L56 138H55V140L57 141V142L55 141L56 144L52 142V143H53V146H52V147H54V148L52 149L53 151H52V150H49V152L51 151L52 155L49 154V152H48V154L52 156L51 160L47 162L48 167H53L54 165L56 166V164H54V163H56V162L58 163L59 161H63V160H64V161L66 162V160H67V159H66V157H67L66 155L68 154V152H70V149L68 148L69 151L67 152V149H64L63 147H66L67 144L69 145V144L72 143V142H71V143L68 142L69 140L71 141V138H72V137L70 138V137H67V135H66V139H68V138H69V139H68V140H64ZM80 138H81V140H82V137H80ZM129 138H130V137H129ZM150 138H151V139H150ZM234 138L237 139L238 142L240 141V137H239V136H234ZM76 139H79V138H76ZM123 139H124V138H123ZM127 139H128V138H127ZM148 139H149V143H148V141H147ZM157 139H158V138H157ZM72 140H73V139H72ZM74 140H75V138H74ZM85 140H86V141H85ZM97 140H98V139H97ZM125 140H126V138H125ZM130 140H131V138H130ZM130 140L128 139V141H130ZM163 140H164V139H163ZM237 140H236V141H237ZM53 141H54V140H53ZM62 141H63V142H62ZM66 141H67L68 143H67ZM75 141H76V140H75ZM77 141H78V140H77ZM159 141H160V140H159ZM234 141H235V140H234ZM65 142H66V143H65ZM118 142H119V141H117L116 143H118ZM120 142H121V141H120ZM125 142H126V141H125ZM238 142H237V143H238ZM57 143H59V144H58L59 146L57 145ZM79 143H77V144H79ZM111 143H112V140H111V142H110L109 144H111ZM113 143H114V142H113ZM121 143H123V142H121ZM160 143H161V142H160ZM54 144L57 146V148H55L56 146H54ZM65 144H66V145H65ZM74 144H75V143H74ZM114 144H115V143H114ZM127 144L129 145L128 142L124 143V145H127ZM130 144H131V142H130ZM63 145H65V146H63ZM103 145H105V146H103ZM128 145H127V146H128ZM131 145L134 146V144H131ZM131 145H130V146H131ZM61 146H62V147H61ZM79 146L76 147V145H72V144H71V145H70V148L75 150V149H78ZM121 146H122V145H121ZM130 146H129V147H130ZM207 146H208V145H207ZM107 147H108L109 149H107ZM201 147H203V145H202ZM204 147H205V145H204ZM210 147H212V146H210ZM220 147L222 148V146H220ZM220 147H219V148H220ZM223 147H224V146H223ZM80 148H79L78 150H80ZM117 148H116V150H117ZM124 148H126V147H124ZM127 148H128V147H127ZM127 148H126V149H127ZM131 148H132V147H131ZM215 148H216V147H215ZM224 148H225V147H224ZM229 148H230V146H229L228 148H226V150H227V149L229 150ZM61 149H64V150H61ZM86 149H87V150H86ZM119 149H121V148L119 147ZM222 149H223V148H222ZM230 149H231V148H230ZM259 149H260V151H259V150H258V151L256 150L257 153L254 154V157H253V158H252V156H251V159H253V160H248V162H249V161H252L251 163L249 162V163H250L249 165L252 167L251 170H252V171H255V175H254V173H252L251 170H250V174H253V175L256 177V178L254 177V178L256 179V183H254V182H255V179L253 180L252 177H250V176H246V174L243 173V174H244L243 176H245L246 179H247V180H246V179L243 180V181L246 180L245 183L247 182V184H249V185H253V183H254V184H257V185H256V186H257V187H256V188H257V189H256L257 191L254 190V192H256V193L258 192V193H257L258 195H256V196H258V199H256L257 197H254V198H255L258 202L254 201V200H253L254 202H253V201H251V202H253V203L256 202L255 204L258 203V205L256 206V205L254 204V206H256V207H254V206H253V203H251V205L248 204V203H247V200H248V199H245L246 202H244L245 200H242V197H243V195H246V194H243V193H242V194H243L242 197H238V198H241V200H240V199L238 200L237 198H235L233 201H236V202H235V203H231V205H232V204H233V205H232V207H230V209H229V207L227 206L228 209H226V210H228V213H229V210H230V215H232L233 217H234V216H236V217H239V216L241 217V216H243V218H248V219L252 220V222L254 223V225H257V227H259L260 232L258 231V234H259V235H257V236H259V240H258V242H257V241H256V242L253 241V242L255 243L256 246H254V243L250 240V241L253 243L252 246L254 247V249H253L252 246H251L252 248H251V247H248V248H249V249L251 248V249H253V250L257 249L256 251H259V250H260V252H263V254H262V258H261L262 260L259 262V259H258V262H259V263L257 262V264H264V150H261L262 148H259ZM263 149H264V147H263ZM74 150H72V151H74ZM211 150H213V149H211ZM214 150L216 151L217 149H214ZM117 151H120V152H121L122 150H117ZM123 151H124V150H123ZM130 151H132V150H130ZM133 151H134V150H133ZM136 151H134V153H135ZM152 151H153V150H152ZM206 151H207V150H206ZM219 151L223 152L222 150H218V152H219ZM229 151H230V150H229ZM229 151H228V152H229ZM66 152H67V154H66ZM110 152H111V153H110ZM146 152H148V153H147L148 155L145 154ZM221 152H219V153H221ZM83 153H82V154H83ZM121 153H122V152H121ZM151 153H152V152H151ZM151 153H150V155H153V154H151ZM206 153H207V152H206ZM209 153H210V152H209ZM213 153H214V152H213ZM216 153H217V152H216ZM110 154H111L112 156H109ZM124 154H125V153H124ZM144 154L147 155V156H144ZM252 154H253V153H252ZM122 155H123V154H122ZM214 155H215V154H214ZM114 156H117V155H114ZM119 156H120V155H118V157H119ZM126 156H127V155H126ZM208 156L211 157V161H212V156H211V155H208ZM224 156H227V155L224 154ZM224 156H223V157H224ZM118 157H115V158H118ZM143 157H144V158H143ZM153 157H154V156H153ZM213 157H214V156H213ZM223 157H222V158H223ZM228 157H229V156H228ZM49 158H50V157H49ZM49 158H48V159H49ZM84 158H85V157H84ZM113 158H114V157H113ZM127 158H128V157H127ZM192 158H193V157H192ZM194 158H195V157H194ZM194 158H193V159H194ZM86 159H87V158H86ZM118 159H119V158H118ZM120 159H122V158L120 157ZM141 159H143V163H141V161H139V160H141ZM151 159H153V158L151 157ZM189 159H190V158H189ZM189 159H188V160H189ZM116 160H117V159H116ZM116 160H115V161H116ZM123 160H122V161H123ZM129 160H130V159H129ZM117 161L120 162V160H117ZM130 161H133V158H132ZM138 161H139V162H138ZM146 161H147V160H146ZM189 161H190V160H189ZM192 161H194V160H192ZM208 161H210V159H209ZM211 161H210V163H208V164H211ZM147 162H149V161H147ZM111 163H112V164H111ZM125 163H126V164H125ZM130 163H131V162H130ZM145 163H146V162H145ZM188 163H189V162H188ZM190 163H191V162H190ZM190 163H189V164H190ZM141 164H143V165L141 166ZM178 164H179V165H177V166H178V168L180 169V168H181L180 165H181L182 163L180 164V162H179ZM193 164H194V162H193ZM208 164H207V165H208ZM111 165H112L113 167H111ZM115 165H116V164H115ZM118 165H119V163L117 164V166H118ZM128 165H129L130 168L132 167L131 164H128ZM149 165H150V163H149ZM190 165H192V164H190ZM117 166H116V167H117ZM146 166H147V165H146ZM151 166H152V165H151ZM181 166H182V165H181ZM193 166H194V165H193ZM208 166H209V165H208ZM250 166H249V169L251 168ZM126 167H127V166H126ZM126 167H124V168H125L124 170H126ZM147 167H148V166H147ZM173 167H175V166H173ZM53 168H54V167H53ZM53 168H52V169H53ZM151 168H153V167H151ZM175 168H176V167H175ZM243 168H244V167H243ZM49 169H50V168H49ZM127 169L130 170L129 168H127ZM131 169H133V168H131ZM194 169H196V167H195ZM244 169H246V168H244ZM247 169H248V168H247ZM50 170H51V169H50ZM105 170H104V171H105ZM137 170H138V171H137ZM147 170H148L149 172H147ZM197 170H198V169H196V171H197ZM104 171H103V173H105ZM132 171H133V172H141L140 174H139V173H138V174H139V175L142 174V177H141V176L138 177V176H137L135 173H133ZM172 172L170 171L168 174H170V173H172ZM176 172H178V171H176ZM242 172H243V171H242ZM244 172H247V173H248V170H247V171H244ZM123 173H125V174H130V175H129V176L127 175V176H128V177H127V176H126L125 174H123ZM149 173H150L151 175H149ZM195 173H196V172H195ZM199 173H201V172H199ZM199 173L197 172V176H198ZM105 174H106V173H105ZM133 174H135L137 177L134 176ZM161 174H162V173H161ZM168 174H165L164 176H166V175H168ZM177 174H178V173H177ZM248 174H249V173H248ZM250 174H249V175H250ZM253 175H251V176H253ZM109 176H108V177H109ZM149 176H151V178H150ZM155 176H154V177H155ZM133 177H134V179H133ZM135 177H136V178H135ZM199 177H200V176H199ZM102 178H104V177L102 176ZM102 178H101V179H102ZM137 178H139V179L141 178V180H138ZM163 178H164V177H163ZM195 178H197V177H195ZM195 178H194V179H195ZM242 178H243V177H242ZM242 178H241V180H242ZM106 179L104 178V180H101V181L98 180V181H99L98 183L103 182V181H105ZM108 179H109V178H108ZM108 179H107V180H108ZM135 179H137L138 181L135 180ZM157 179H158V180H157ZM186 179H187V178H186ZM189 179H190V177H189ZM189 179H188V181H189ZM107 180H106L104 183H106V184L109 183V184H110V182H107ZM190 180H191V179H190ZM199 180L201 181V179H199ZM203 180L205 181V178H204ZM203 180H202V183H206V182H204ZM112 181H111V183H113ZM191 181H193V180H191ZM195 181H196V180H195ZM197 181H198V178H197ZM200 181H198V182L200 183ZM243 181H242V182H243ZM180 182H181V184H180ZM104 183H103V184H104ZM186 183H185V184H186ZM190 183H191V186H192V185H194V183H196V182H193V184H192V182H190ZM208 183H209V182H208ZM208 183H207V184H208ZM239 183H240V185L242 186L241 182H238V184H239ZM123 184H122V185H123ZM125 184H124V185H125ZM207 184H206V185H207ZM238 184H237V185H238ZM247 184H246V186L248 187ZM189 185H190V184H189ZM195 185H196V184H195ZM240 185H239V187H240ZM243 185H244V187H245V184H243ZM100 186H101V188H102V185H101V184H100ZM100 186H99V187H100ZM104 186L106 187L105 184H104ZM114 186L111 185V187L109 188V185H107V187L109 188L108 191H107V188H106V189L103 188V190L109 192V195H108L107 192H102V194L107 193V194H104V195H103L104 198H106V196H110V193H111V196H110V197H112V196H113L112 193H113L114 195L116 194V196L118 197V199L120 198V200H122L121 203H123V202H124V204H125V203H129V205H130L132 202H131V200L129 199L128 196H130V193H131V192L129 191V195H128V194H127L128 191L125 192V191L121 190V189H123L122 187H121V189L118 188V189H119V190H118L117 187L114 188ZM119 186H120V185H119ZM184 186H185V185H184ZM186 186H187V185H186ZM192 187H193V186H192ZM210 187H211V186H210ZM237 187H238V186H237ZM242 187H243V186H242ZM249 187H250V186H249ZM254 187H255V186H254ZM185 188H186V187H185ZM212 188H213V187H212ZM250 188H251V187H250ZM252 188H253V187H252ZM244 189H245V190H247V189L249 190V188H244ZM253 189H255V188H253ZM131 191H132V195H134V194H133V191H134V190H131ZM135 192H134V193H135ZM186 192H187V191H186ZM250 192H251V189H250ZM149 193H151V192H149ZM251 193L253 194V192H251ZM256 193H255V194H256ZM102 194H101V196H102ZM126 194H127V195H126ZM136 194H137V193H136ZM136 194H135L134 196H136ZM142 194H143V193H142ZM142 194H141V195H142ZM145 194H146V193H145ZM145 194H144V195H145ZM248 194H249V192H248ZM252 194H250V196H251ZM255 194H253L252 196H254ZM137 195H138V196L135 197V198L138 199L139 194H137ZM158 195L155 196V197H157V199H158V197H159ZM186 195H187V194H186ZM212 195H213V194H212ZM134 196H133V197H134ZM148 196H149V194H148ZM214 196H215V195H214ZM252 196H251V197H252ZM110 197H109V201H112L111 199H112L113 197H112L111 199H110ZM117 197H116V198H117ZM125 197H127V198H125ZM141 197H142V196H141ZM146 197H147V196H146ZM146 197L144 196V199H143V198H142V199L145 200ZM153 197H154V196H153ZM155 197L153 198V202H154ZM188 197H189V196H188ZM122 198H123V199L125 198L128 202H127L126 200H123ZM131 198H132V197H131ZM135 198H132V199H135ZM148 198H149V197H147L146 199H148ZM159 198H160V197H159ZM244 198H245V197H244ZM247 198H248V197H247ZM107 199H108V198H107ZM114 199H115V197H114ZM114 199H113V202H114ZM118 199H117V200H118ZM203 199H204V198H203ZM236 199H237V200H236ZM120 200H119V201H120ZM129 200H130V202H129ZM138 200H139V199H138ZM138 200H137V202H138ZM249 200H251V199H249ZM132 201H133V200H132ZM135 201H136V200H134V202H133L134 205L136 204L135 207L133 206V203L131 204L134 208H132V207L129 206L128 204H127V205L125 204L126 206H124L123 209H121V208L119 209V208H118V209H116L115 211H117V212H118V210H119V211H120V210L122 211V212H120V213L118 212V214H122V213H124V214L126 213V214H127L128 211H131V212H128V213H132V212H133V213L135 214L136 212H139V213H136V214H138V215L140 214V216H142L143 214H144V216H146V215H147L148 217H149V215L151 216V214H146V215H145V212L148 213V210H149V213H150L152 209L154 210L156 204L154 205V208H153V205L151 206V203L149 202V203H150V205H149L150 208L145 209V208L147 207V204H145V205H144L145 208H144V206H143V208H141V207H142V206H141L140 209L138 210V209L136 208L137 203H136ZM188 201H189V200H188ZM191 201H192V199H191ZM191 201H190V202H191ZM193 201H192V202H193ZM107 202H108V200H107ZM113 202L110 203V204L107 203V204L110 205V206L108 205L109 208H111V204H112V205L114 204L115 207H119L118 204H119L120 202H118V201L116 202V201H115L117 206H116L115 203H113ZM139 202H140V200H139ZM217 202H218V203H217ZM248 202H249V201H248ZM117 203H118V204H117ZM121 203H120V206H121ZM149 203H148V204H149ZM215 203H216V204H215ZM249 203H250V202H249ZM164 204H166V203H164ZM195 204H198V201H197V203H195ZM195 204H194V205H195ZM200 204H201V203H200ZM213 204H214V205H213ZM142 205H143V204H142ZM162 205H163V204H162ZM211 205H212V206H211ZM228 205H229V204H228ZM108 206H107V207H108ZM122 206H123V204H122ZM122 206H121V207H122ZM128 206H129V207H128ZM149 206H148V207H149ZM160 206H161V205H160ZM115 207H114L113 209H112V208H111V209L114 210ZM157 207H159V205H158ZM165 207H167V205H164V208H165ZM217 207H218V209H219L220 206L218 205ZM109 208H108V209H109ZM135 208H136V209H135ZM151 208H152V209H151ZM150 209H151V210H150ZM158 209H159V208H158ZM161 209H162V208H161ZM161 209L157 210V208H156V210H154V211H155V212H156V211L161 212V211H162ZM109 210H110V209H109ZM153 210H152V211H153ZM160 210H161V211H160ZM216 210H217V209H216ZM115 211H114V212H115ZM123 211H124V212H123ZM125 211H126V212H125ZM165 211H166L165 209L162 211L163 214H164ZM173 211H174V212H173ZM219 211H221V208H220ZM222 211H223V209H222ZM117 212H115L114 214L117 215ZM140 212H142L143 214L140 213ZM159 212H158V213H159ZM151 213H154V212H151ZM168 213H165V214H168ZM114 214H112V216H113ZM124 214H123V215H124ZM134 214H133V215H134ZM141 214H142V215H141ZM160 214H161V213H160ZM225 214H226V213H225ZM130 215H131V214H130ZM138 215H137V217H138ZM152 215L154 216V214H152ZM228 215H229V214H227V216H228ZM128 216H129V215H128ZM155 216H156V217L158 218V220H159V216H160V215H158L157 212L155 213ZM155 216H154V217H155ZM185 216H186V217H185ZM209 216H210V215H209ZM232 216H229V217H232ZM135 217H136V216H135ZM148 217H147V218H148ZM151 217H152V216H151ZM154 217H153V218H154ZM172 217H173V216H172ZM187 217H188L189 219H188ZM202 217H203V218H202ZM129 218H130V217H129ZM132 218H133V217H132ZM141 218H142V217H141ZM144 218H146V217H144ZM173 218H174V217H173ZM176 218H177V217H176V215H175V218H174V219H176ZM227 218H228V217H227ZM135 219H137V218H135ZM123 220H124V219H123ZM123 220H122V221H123ZM137 220H138V219H137ZM146 220H147V219H146ZM146 220H145V221H146ZM150 220H152V218H150ZM155 220H156V219H155ZM155 220H152V221L149 222V223H150V224H151V223H155ZM177 220H178V219H177ZM183 220H184V221H183ZM186 220H187V222H186ZM122 221H121V222H122ZM124 221L126 222V220H124ZM124 221H123V222H124ZM134 221H135V220H134ZM153 221H154V222H153ZM179 221H178V222H179ZM201 221H202V220H201ZM117 222H118V221H117ZM129 222H130V221H129ZM129 222H127V223H129ZM132 222H133V221H132ZM137 222H138V221H137ZM137 222H136V223H137ZM176 222H177V221H176ZM252 222H250V223H252ZM141 223H142V222H141ZM149 223H148V221H147V223L145 224V225L148 224V228H147V226H145L148 230H146V228L144 227L145 230H144V232H142V233H145V232L149 231V229H150V224H149ZM156 223H157V222H156ZM116 224H117V223H116ZM121 224H122V223H121ZM122 225H123V224H122ZM131 225H133V224H131ZM134 225H135V223H134ZM137 225H138V224H137ZM141 225H143V224H141ZM151 225H152V224H151ZM139 226H140V225H139ZM200 226H201V225H200ZM123 227H125V226H123ZM126 227H128V226L126 225ZM126 227H125V228H126ZM130 227H131V226H130ZM130 227H129V228H130ZM132 227H133V226H132ZM164 227H166V226H164ZM133 228H134V227H133ZM142 228H143V227H142ZM144 228H143V229H144ZM152 228H153V227H152ZM152 228L150 229V231H152ZM154 228H155V226H154ZM189 228L194 229L195 226H194V228H193V227H189ZM219 228H220V227H219ZM160 229H161V227H160ZM160 229H159V230L157 229V230H158L157 232L161 231ZM166 229H167V228H166ZM181 229H182V228H181ZM186 229L183 228V230L187 231ZM134 230H135V229H134ZM141 230H142V229H141ZM183 230H182V231H183ZM223 230H224V229H223ZM136 231H137V230H136ZM142 231H143V230H142ZM214 231H215V230H214ZM216 231H217V230H216ZM218 231H220V232H218ZM218 231H217V233H220V234L215 233V236L218 235V239H221V240H222L221 243H223V245H222L221 248H223V246L225 245V242H226V241L224 240V239H226V238H225L226 234H224V232H222L221 230H218ZM121 232H122V231H121ZM139 232H140V230H139ZM139 232H137V233L140 235L141 233H139ZM162 232H163V231H162ZM188 232H189V229H188ZM212 232H213V231H212ZM221 232H222L225 236H224ZM149 233H150V232H149ZM225 233H226V232H225ZM118 234H119V233H118ZM133 234H134V233H133ZM147 234H148V233H145V235H143V234H141V235H142V236H146ZM150 234H152V233H150ZM155 234H156V233H155ZM120 235H121V234H120ZM139 235H137V237H136V234H135V236L133 235V236H132V237L134 238L133 240H135V238H136V239H137V238H138V239H139V238H142V237L139 236ZM152 235L155 236V235H154V230H153V234H152ZM212 235H213V234H212ZM118 236H119V235H118ZM121 236H122V235H121ZM127 236H128V235H127ZM130 236H131V235H130ZM227 236H228V235H227ZM108 237H109V236H108ZM108 237H107V238H108ZM111 237H112V236H111ZM111 237H110V239H111ZM149 237H150V238H149ZM151 237H152V236H150V235L148 234L147 239L144 238L143 241L146 243V245H147L148 242H152V241L149 240V239H151ZM252 237H253V236H252ZM112 238H113V237H112ZM253 238H254V237H253ZM253 238H252V239H253ZM125 239H126V237H125ZM125 239H124V241L127 242ZM129 239H132V238L130 237ZM145 239H146L147 241H145ZM152 239H153V237H152ZM152 239H151V240H152ZM154 239H155V238H154ZM254 239H255V238H254ZM99 240H100V239H99ZM108 240H109V239H108ZM113 240H114V239H113ZM148 240H149V241H148ZM256 240H257V239H256ZM96 241H98V240H96ZM103 241H104V239H103ZM120 241H121V240H120ZM122 241H123V240H122ZM135 241H136V245H137V240H135ZM138 241H139V240H138ZM141 241H142V239H140L139 242H141ZM250 241H249V243H250ZM112 242H113V241H112ZM114 242H115V241H114ZM118 242H119V241H117V243H118ZM130 242H131V241H130ZM144 242H142V243H144ZM100 243H101V242H100ZM103 243H104V242H103ZM103 243H101V246H99V243L97 242L96 245H98V247H96V245L94 244L95 247H96V250H98L97 248H99V247L102 248V245H104ZM106 243H107V242H105V244H106ZM119 243H120V242H119ZM122 243H124V242H122ZM131 243H132V242H131ZM133 243L135 244V242H133ZM145 243H144V244H145ZM115 244H116V243H115ZM124 244H126V243H124ZM124 244H122V247H125L126 245H128V247H129V244H130V243L127 242V244H126L125 246H123ZM134 244H133V245H134ZM139 244H140L139 247H141V246H142L141 243H139ZM149 244H151V243H149ZM226 244H228V243H226ZM136 245H135V247H137ZM154 245H155V244H154ZM236 245H237V244L235 243V245H234V248H235V249L238 247V246H236ZM248 245H249V244H247V246H248ZM104 246H105V245H104ZM148 246L150 247V245H147L146 247H145V245H144L145 248H143V247H142V248H143V249H146V248H148ZM152 246H153V245H152ZM152 246H151V247H152ZM220 246H221V245H220ZM225 246H227V247H225ZM225 246H224L225 249H224V248H223V249H224V250H227L226 252H229L230 249H226V248H228V245H225ZM247 246H246V247H247ZM93 247H94V246H93ZM95 247H94V248H95ZM105 247H107V246H105ZM131 247H132V246L130 245V247H129V249H131L130 251H129L128 248L126 249L129 253H128L127 251H125L126 253H123L124 251H119V252H122V253H123V254H121V255H120V253L117 252V250L115 249V251L119 254V256H118V254H117V255H116V254H112V255H115V257L118 256L119 260H118L117 258H115L114 260H116V261L112 260V262L114 261V263H112V262H111V263H112V264H123V262H126V261L128 260L129 262L131 261L130 263L133 262V263H135V264H178L177 262H175L176 260L174 261L175 263L173 262V260H170V257H171V256H170V257H166V255L164 256L165 252H164V254H161L162 252L160 251V252H161V253H160V252L158 251L159 249L157 250V251L159 252V254H156V252H157V251H156L155 254H153L152 256L150 255L151 253H150L149 251H147V252H145V253L142 251V252H141L142 254H144V255L146 254V258H145V256L143 255V257L145 258L144 261L141 260L143 257H140V258H139L140 260L138 259V261H137V256H136V260L134 259V258H135V255H133L131 258L129 257V256H130V255H129L130 252H131V253H135L134 251H136V252L138 251L137 249L135 250L134 247H133V248H131ZM153 247H155V246H153ZM240 247H241V248H240ZM100 248H99V249H100ZM107 248L109 249V250L107 249L109 252H110V250H112V249L109 248V246H108ZM229 248H230V247H229ZM244 248H245V246H244ZM124 249H125V248H124ZM133 249H134V250H133ZM149 249H151V248H149ZM149 249H148V250H149ZM235 249H234V251H235ZM237 249H238V250L243 249V248H242V245L239 246V248H237ZM237 249H236V250H237ZM249 249H248V250H249ZM251 249H250L249 251L253 252V250H251ZM105 250H106V249H105ZM119 250H121V249H119ZM132 250H133V251H132ZM140 250H142V249H140ZM140 250H139V251H140ZM146 250H147V249H146ZM146 250H145V251H146ZM151 250L155 251V249H151ZM243 250L245 251V249H243ZM243 250H241V251H243ZM246 250H247V248H246ZM248 250H247V251H248ZM98 251H99V250H98ZM101 251H102V249H101ZM153 251H152V252H153ZM234 251H233V248H232V251H230L231 254H232V252H234ZM244 251H243V252H244ZM95 252H97V251H95ZM116 252H115V253H116ZM158 252H157V253H158ZM230 252H229V253H230ZM239 252H240V251H239ZM107 253H108V252H107ZM141 253H140V255H141ZM149 253H150V254H149ZM244 253H245V252H244ZM102 254H103V253H102ZM138 254H139V253H138ZM147 254H148L149 256H147ZM240 254H241V253H240ZM103 255H104V254H103ZM109 255H110V254H108V258H109ZM140 255H138V257H139ZM101 256H102V255H101ZM105 256H107V254H106ZM167 256H168V255H167ZM230 256H232V255H230ZM113 257H114V256H113ZM260 257H261V256H260ZM81 258H83V257H80V259H81ZM128 258H130V259H128ZM171 258H172V257H171ZM85 259H86V258H85ZM94 259H95V258H94ZM96 259H97V258H96ZM106 259H107V258H106ZM172 259H174V257H173ZM175 259H176V258H175ZM81 260H82V259H81ZM87 260H88V259H87ZM117 260H118V261H117ZM77 261H78L79 264H80L81 261H79V260H77ZM83 261H84V259H83ZM95 261H96V260H95ZM99 261H100V260H99ZM102 261H103V260H102ZM110 261H111V260H110ZM110 261H109V263H110ZM141 261H142V262H141ZM256 261H257V260H256ZM78 262H77V263H78ZM84 262H85V264H88L87 262H89V260H88V261L85 260ZM84 262H81V263H84ZM129 262H128V263H129ZM140 262H141V263H140ZM101 263H102V264H106L105 261H104V262H101ZM101 263L97 261V264H101ZM109 263H107V264H109ZM111 263H110V264H111ZM89 264H93V263H89ZM94 264H96V263H94Z\"/></svg>",
    "mask_w": 264,
    "mask_h": 264
}]
</instances>
